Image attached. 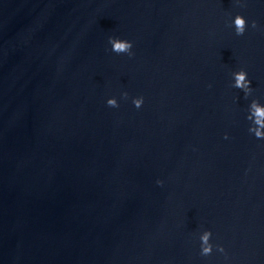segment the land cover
Listing matches in <instances>:
<instances>
[{
    "label": "clouds",
    "instance_id": "9594fccd",
    "mask_svg": "<svg viewBox=\"0 0 264 264\" xmlns=\"http://www.w3.org/2000/svg\"><path fill=\"white\" fill-rule=\"evenodd\" d=\"M232 26L234 27L237 36H243L248 26V21L243 15L237 14L232 20ZM252 27H256L255 21L252 22ZM109 44L111 45V51L117 55H133V42L130 40L109 37ZM232 76V87L242 90L245 96H248L252 92V82L248 78L247 71L241 68L240 70L233 72ZM123 95L126 97L127 93H124ZM106 103L109 107H119L118 101L115 97L107 99ZM132 103L137 109L141 108L144 104L143 96L133 98ZM248 113L247 119L252 121V126L249 127L248 131L254 134L257 139H264V131H262V129H264V105L257 100H252L249 105ZM225 139H227V135H225ZM157 184L162 185L163 181L157 180ZM212 235V231L209 229L204 230L200 235V254L202 256H210L213 253L214 247L221 253L225 251L222 245H213L211 242Z\"/></svg>",
    "mask_w": 264,
    "mask_h": 264
}]
</instances>
